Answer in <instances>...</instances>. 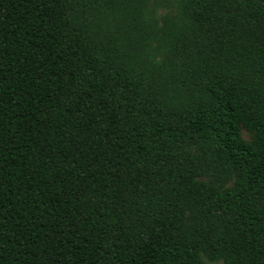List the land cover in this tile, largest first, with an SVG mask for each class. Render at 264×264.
I'll use <instances>...</instances> for the list:
<instances>
[{
  "label": "trees",
  "instance_id": "1",
  "mask_svg": "<svg viewBox=\"0 0 264 264\" xmlns=\"http://www.w3.org/2000/svg\"><path fill=\"white\" fill-rule=\"evenodd\" d=\"M203 259L264 264V0H0V264Z\"/></svg>",
  "mask_w": 264,
  "mask_h": 264
},
{
  "label": "rangeland",
  "instance_id": "2",
  "mask_svg": "<svg viewBox=\"0 0 264 264\" xmlns=\"http://www.w3.org/2000/svg\"><path fill=\"white\" fill-rule=\"evenodd\" d=\"M237 133H238V137L239 139L246 145H249L252 143L253 141V136L252 134L246 130L245 128H243L241 125L237 126ZM207 264H225L224 260L220 259L214 262H207L205 259H203Z\"/></svg>",
  "mask_w": 264,
  "mask_h": 264
}]
</instances>
